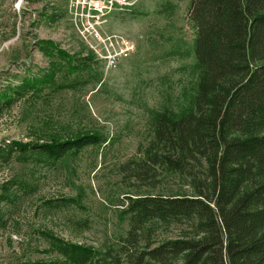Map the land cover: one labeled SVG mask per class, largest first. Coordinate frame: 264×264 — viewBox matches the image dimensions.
I'll return each mask as SVG.
<instances>
[{
	"label": "rangeland",
	"instance_id": "1",
	"mask_svg": "<svg viewBox=\"0 0 264 264\" xmlns=\"http://www.w3.org/2000/svg\"><path fill=\"white\" fill-rule=\"evenodd\" d=\"M114 1L95 22L83 0H0V146L102 138L54 160L33 149L0 157V264H66L51 236L99 252L126 235L128 196L194 195L178 175L149 187L122 171L143 157L158 113L193 106L191 0ZM125 41L132 47L111 66L105 56ZM48 71L54 79L41 91L1 104L6 82L14 91ZM153 225L154 244L193 234L172 221Z\"/></svg>",
	"mask_w": 264,
	"mask_h": 264
},
{
	"label": "trees",
	"instance_id": "2",
	"mask_svg": "<svg viewBox=\"0 0 264 264\" xmlns=\"http://www.w3.org/2000/svg\"><path fill=\"white\" fill-rule=\"evenodd\" d=\"M188 20L198 76L193 106L158 113L143 157L122 171L149 187L175 174L194 195L128 196L126 235L99 252L51 236L66 264H264V0H191ZM53 79L51 71L24 77L14 91L7 83L1 104ZM99 141V134L37 145L12 140L0 157L33 149L54 160ZM156 220L193 234L154 244Z\"/></svg>",
	"mask_w": 264,
	"mask_h": 264
},
{
	"label": "built area",
	"instance_id": "3",
	"mask_svg": "<svg viewBox=\"0 0 264 264\" xmlns=\"http://www.w3.org/2000/svg\"><path fill=\"white\" fill-rule=\"evenodd\" d=\"M123 1H125V0H123ZM123 1H120V2L126 3ZM114 2H115L114 0H109L108 1L109 4H105L103 0H83V3L87 4L89 7V11L86 13L87 21L89 19H94L95 22H97V21L99 22L102 19L103 15L105 14L106 9L107 8L110 9L109 5L112 6L114 4ZM126 4H128V3H126ZM92 30H95L94 24H92ZM124 44H125V48H122L120 52L114 51V52L110 53L108 56H105V57H107L108 61L110 62L109 64L111 66L116 64V61L120 58L119 56L121 54H126L128 52L126 50L130 49L132 47L128 41H125ZM6 83H10V82H6Z\"/></svg>",
	"mask_w": 264,
	"mask_h": 264
}]
</instances>
